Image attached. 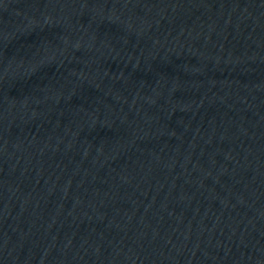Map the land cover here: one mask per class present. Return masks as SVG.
<instances>
[{
	"label": "water",
	"instance_id": "1",
	"mask_svg": "<svg viewBox=\"0 0 264 264\" xmlns=\"http://www.w3.org/2000/svg\"><path fill=\"white\" fill-rule=\"evenodd\" d=\"M0 264H264V0H0Z\"/></svg>",
	"mask_w": 264,
	"mask_h": 264
}]
</instances>
